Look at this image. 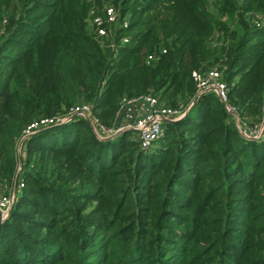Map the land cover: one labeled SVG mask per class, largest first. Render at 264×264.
Returning a JSON list of instances; mask_svg holds the SVG:
<instances>
[{
    "label": "trees",
    "instance_id": "obj_1",
    "mask_svg": "<svg viewBox=\"0 0 264 264\" xmlns=\"http://www.w3.org/2000/svg\"><path fill=\"white\" fill-rule=\"evenodd\" d=\"M113 5L115 31L90 20ZM128 20L127 29L122 22ZM128 37L127 41H123ZM218 67L242 127L264 120V0H0V193L14 207L0 264H264V131L244 135L215 92L148 150L102 140L124 99L186 111L193 74Z\"/></svg>",
    "mask_w": 264,
    "mask_h": 264
},
{
    "label": "built area",
    "instance_id": "obj_2",
    "mask_svg": "<svg viewBox=\"0 0 264 264\" xmlns=\"http://www.w3.org/2000/svg\"><path fill=\"white\" fill-rule=\"evenodd\" d=\"M118 23V11L113 6H108L101 14H96L92 19V26L98 36H108L115 31V25ZM129 26L128 20L122 22V28L127 29ZM125 37L123 41H127ZM198 86V95L205 92H215L219 99L224 103L227 109L234 115L235 122L241 132L246 135H255L258 130H245L241 123L238 113L235 109L227 105L228 87L222 78V71L218 67H214L205 73L195 72L193 74ZM126 106H134L135 109H142V112L136 115L133 123H130V116L126 115L119 128L116 125L112 128L101 125L98 119L92 116V109L88 104H82L72 107L64 116L54 118H43L32 122L24 131V137L32 135L37 130L51 125H56L66 121L72 116L82 115L87 120H91L96 131L100 136L112 135L118 132L131 130L135 133L140 147L148 150L162 138L164 135V126L166 120L174 122L182 117L185 111L181 108L167 107L160 105L158 98L152 95H139L130 99H124L119 114ZM119 116V115H118ZM19 169V168H18ZM25 186L24 182L18 181V191ZM18 191L15 195L14 190L9 194L0 193V221H5L10 215L14 204L17 200Z\"/></svg>",
    "mask_w": 264,
    "mask_h": 264
},
{
    "label": "water",
    "instance_id": "obj_3",
    "mask_svg": "<svg viewBox=\"0 0 264 264\" xmlns=\"http://www.w3.org/2000/svg\"><path fill=\"white\" fill-rule=\"evenodd\" d=\"M207 92H209V91H205V92H203V93H201V94H204V93H207ZM201 94H199V95L194 99V101L191 103V105L189 106V108L185 111V113L182 115V117H181L180 119H182L184 116H186V115L189 113V111L192 109L193 105L197 102V100H198V98H199V96H200ZM126 115H129V116H130V123H133L134 120H135V118H136V115H137V111H136L135 107H134V106H126V107L123 108V110H122L121 113L119 114L118 119H117V122H116V127H117V128H119V127L121 126V123H122V121H123V119H124V117H125ZM74 117H76V115H74V116H72L71 118L66 119V121H64V122H62V123H59V124H56V125H60V124L67 123L68 121H70V120H71L72 118H74ZM180 119H178V120H180ZM178 120H176V121H178ZM88 121L90 122V124H91V126L93 127L94 131L98 134V132L96 131L95 126H94V124L91 122V120L89 119ZM166 122H171V121L166 120ZM56 125H51V126L43 127V128H41V129L37 130L36 132H34L33 134H37V133H40V132H44V131H46V130L51 129L52 127H54V126H56ZM262 126H264V120H263V122H262ZM262 130H263V129H261V131H260L259 133L255 134V135H253V136H251V135H246V134H244V135H246L248 138H251V139H258V138L262 135V133H263ZM120 133H121V132H118V133H115V134H112V135H108V136H100L99 134H98V135H99V137H101L102 140H108V139L114 138L115 136H117V135L120 134ZM22 142H23V139H22V141L20 142L19 147H18L20 166H19V169H18V172H17V175H16V179H15V185H14V193H15V195H16V193H17V191H18L19 175H20V170H21V168H22V159H21V147H22ZM3 223H4V221H0V233H1L2 228H3Z\"/></svg>",
    "mask_w": 264,
    "mask_h": 264
},
{
    "label": "rangeland",
    "instance_id": "obj_4",
    "mask_svg": "<svg viewBox=\"0 0 264 264\" xmlns=\"http://www.w3.org/2000/svg\"><path fill=\"white\" fill-rule=\"evenodd\" d=\"M109 6V5H108ZM110 6H113V5H110ZM114 7V6H113ZM91 25H92V20H90V27H91ZM261 129H263L262 131H264V126H262V124H261V126H260V128H259V130H258V132L257 133H259L260 131H261ZM102 136H104V135H102ZM105 136H107V135H105Z\"/></svg>",
    "mask_w": 264,
    "mask_h": 264
},
{
    "label": "crops",
    "instance_id": "obj_5",
    "mask_svg": "<svg viewBox=\"0 0 264 264\" xmlns=\"http://www.w3.org/2000/svg\"><path fill=\"white\" fill-rule=\"evenodd\" d=\"M136 111H137V115H138V114H140L142 112V109H136ZM124 119L126 120L127 118H124ZM21 159H22V156H21Z\"/></svg>",
    "mask_w": 264,
    "mask_h": 264
}]
</instances>
